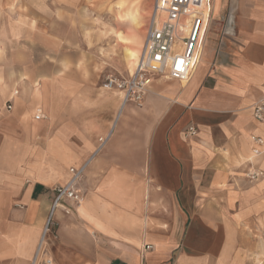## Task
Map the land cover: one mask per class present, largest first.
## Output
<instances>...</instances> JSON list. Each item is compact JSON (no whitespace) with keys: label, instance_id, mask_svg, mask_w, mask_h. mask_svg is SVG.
Returning a JSON list of instances; mask_svg holds the SVG:
<instances>
[{"label":"crops","instance_id":"1","mask_svg":"<svg viewBox=\"0 0 264 264\" xmlns=\"http://www.w3.org/2000/svg\"><path fill=\"white\" fill-rule=\"evenodd\" d=\"M4 1L0 264H31L52 189L109 133L76 185L80 205L65 200L53 214L43 240L53 264H264V239L248 230L264 221V177L244 178L264 171V147L254 156L249 140L264 139L251 115L264 97V0H214L190 79L155 78L141 105L102 89L101 72L69 73L46 54L37 62L36 33L47 35V20L36 7L7 20ZM191 125L197 135L185 137Z\"/></svg>","mask_w":264,"mask_h":264},{"label":"built area","instance_id":"2","mask_svg":"<svg viewBox=\"0 0 264 264\" xmlns=\"http://www.w3.org/2000/svg\"><path fill=\"white\" fill-rule=\"evenodd\" d=\"M214 0H153L147 19L138 57L127 78L108 75L104 78L102 89L123 91V102L141 105L151 82L157 77L187 81L195 71L206 39ZM181 61L182 66H181ZM17 92L13 93L16 96ZM11 109V101L5 104ZM252 118L264 123V97L251 106ZM42 119V112L36 109L34 120ZM197 128L189 126L185 137H195ZM110 133L97 139V146L91 158L79 168H70L69 180L64 185L52 189L54 198L48 211L42 236L31 264H53L43 250V240L54 226L53 214L62 201L78 206L83 198L76 192V185L83 177L87 164L102 150ZM252 154L260 156L264 139L258 136L249 138ZM245 177L257 182L264 177L260 168L249 169ZM146 246L145 249H150Z\"/></svg>","mask_w":264,"mask_h":264},{"label":"rangeland","instance_id":"3","mask_svg":"<svg viewBox=\"0 0 264 264\" xmlns=\"http://www.w3.org/2000/svg\"><path fill=\"white\" fill-rule=\"evenodd\" d=\"M152 1L6 0L4 5L7 20L14 18L18 9L29 7H36L38 17L47 20V35L36 33L37 52H34L37 62L43 60V54H46L45 59L53 65L58 60L69 64V73L82 71L83 68L86 75L101 72L102 82L108 75H123L132 69ZM134 19H137L136 26L133 25ZM13 46L16 47L14 49H22L18 43H13L10 49ZM130 54L133 58H128ZM74 62H77L76 70L72 68ZM244 178L249 181L245 175ZM248 230L257 238L264 239L263 220L260 227Z\"/></svg>","mask_w":264,"mask_h":264},{"label":"bare ground","instance_id":"4","mask_svg":"<svg viewBox=\"0 0 264 264\" xmlns=\"http://www.w3.org/2000/svg\"><path fill=\"white\" fill-rule=\"evenodd\" d=\"M143 8H144V7H143ZM133 25H134V26L137 25V19H134V20H133ZM101 31H102V30H101ZM102 32H103V31H102ZM102 32H100L101 35H103ZM141 43H142V42H141ZM138 54H139V51H138ZM137 57H138V55H137ZM137 57L135 58V61H136ZM128 58H133L132 54H130ZM135 61H134V63H135ZM197 64H198V63H197ZM133 65H134V64H133ZM196 67H197V65H196ZM196 67H195V69H196ZM132 70H133V67H132ZM132 70H130V71H132Z\"/></svg>","mask_w":264,"mask_h":264},{"label":"snow or ice","instance_id":"5","mask_svg":"<svg viewBox=\"0 0 264 264\" xmlns=\"http://www.w3.org/2000/svg\"><path fill=\"white\" fill-rule=\"evenodd\" d=\"M182 63H183V62L181 61V66H182Z\"/></svg>","mask_w":264,"mask_h":264}]
</instances>
